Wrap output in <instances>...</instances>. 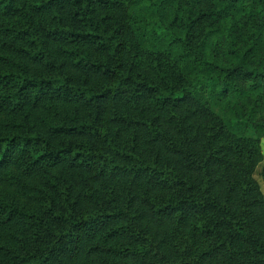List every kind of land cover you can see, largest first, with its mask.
I'll return each instance as SVG.
<instances>
[{"label":"trees","instance_id":"1","mask_svg":"<svg viewBox=\"0 0 264 264\" xmlns=\"http://www.w3.org/2000/svg\"><path fill=\"white\" fill-rule=\"evenodd\" d=\"M264 0H0V264H264Z\"/></svg>","mask_w":264,"mask_h":264},{"label":"rangeland","instance_id":"2","mask_svg":"<svg viewBox=\"0 0 264 264\" xmlns=\"http://www.w3.org/2000/svg\"><path fill=\"white\" fill-rule=\"evenodd\" d=\"M261 145H262V151L264 152V138L261 139ZM262 152V153H263ZM264 166V154H263V160L262 162L257 166V169H256V172L254 174V178L257 180V181H260V173H261V170Z\"/></svg>","mask_w":264,"mask_h":264},{"label":"crops","instance_id":"3","mask_svg":"<svg viewBox=\"0 0 264 264\" xmlns=\"http://www.w3.org/2000/svg\"><path fill=\"white\" fill-rule=\"evenodd\" d=\"M261 148H262V145H261ZM263 152V151H262ZM263 154H264V152H263Z\"/></svg>","mask_w":264,"mask_h":264}]
</instances>
